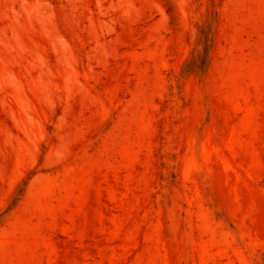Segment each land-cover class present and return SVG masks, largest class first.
<instances>
[{
    "label": "rangeland",
    "instance_id": "1",
    "mask_svg": "<svg viewBox=\"0 0 264 264\" xmlns=\"http://www.w3.org/2000/svg\"><path fill=\"white\" fill-rule=\"evenodd\" d=\"M0 264H264V0H0Z\"/></svg>",
    "mask_w": 264,
    "mask_h": 264
}]
</instances>
